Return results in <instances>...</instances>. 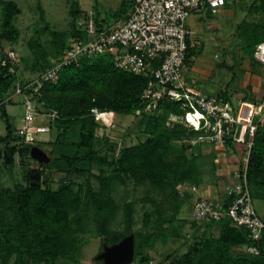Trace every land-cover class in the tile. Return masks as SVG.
<instances>
[{"label":"trees","instance_id":"1","mask_svg":"<svg viewBox=\"0 0 264 264\" xmlns=\"http://www.w3.org/2000/svg\"><path fill=\"white\" fill-rule=\"evenodd\" d=\"M259 8L264 9V0H260ZM79 12L72 5L75 20L68 37L50 32V52L38 43L30 45L37 59L31 69L37 70L36 77L63 57L71 40L85 39L83 28L87 17L84 16L81 25ZM20 13L14 1L0 0V50L12 49L17 42L19 31L14 20ZM95 21L98 28L107 27L96 13ZM251 26V33L264 35V25ZM45 31L49 29L45 27ZM263 35V40L250 42L242 36L244 45L247 43L243 48L254 52L256 44L264 41ZM187 43L185 65L196 54L192 40L188 38ZM20 60L18 57L15 73H9L8 67H0V114L6 131L0 137V163L5 166H12L16 155L24 165L25 160L31 159L30 150L35 146L25 143V135H15L6 112L16 85L27 83L19 74ZM152 83L149 75H135L118 68L114 55L106 53L64 66L54 82L42 84L35 96L41 104V113H56L49 126L54 134L49 141L51 148L45 151L50 161L29 168L23 184L6 189L0 186V264L74 262L88 234L100 239V252L103 244L111 246L133 234L134 262L150 264L149 251L168 239H185L189 229L194 235L186 250L168 254L160 264H264V232L258 242H253L247 229L227 217L219 222L197 223L183 214L187 206L190 210L191 196L181 188L206 182L198 163L203 155L196 148L203 144L188 143L201 132L180 122H170L171 116L180 117L185 112L179 102L168 98L160 99L153 113H145L149 100L143 94ZM243 99L258 101L249 95ZM93 109L102 115L119 116L134 115L140 110L139 124L143 126L145 140L117 149L104 139L98 148L100 125ZM257 126L246 170L249 190L252 186L264 187V117ZM232 145L227 141V147ZM51 168L63 175L56 188L51 187ZM131 183L148 185L162 196L158 202L150 197L145 199L152 208L143 212L139 228H136L135 202H120L116 197V185L126 187ZM164 200L169 203V214L165 213ZM229 204L228 199L223 201L224 210ZM119 212L122 229L113 228ZM248 246H255L257 252L249 253Z\"/></svg>","mask_w":264,"mask_h":264},{"label":"rangeland","instance_id":"2","mask_svg":"<svg viewBox=\"0 0 264 264\" xmlns=\"http://www.w3.org/2000/svg\"><path fill=\"white\" fill-rule=\"evenodd\" d=\"M8 1L17 3L21 10L20 15L14 20V25L19 31V38L12 45V49L21 59L19 74L24 82L33 80L37 75V70L34 72L31 70L37 59L30 45L38 43L44 50L50 52L52 41L50 32L66 34L68 37L72 31V21L75 20V16L72 14V5H76L80 11L77 18L81 25L84 23V16L92 11L96 13V17L103 19L105 26H111L117 24L116 22L127 14L132 3V0ZM259 5L260 0H240L235 4H229L224 9H218L216 14L210 15L203 12L199 16L200 22L197 20L192 22L193 19L189 18L188 24L193 31L191 39L196 47V54L185 65L184 79L193 92L212 96L221 94L234 107L238 106L245 95L257 97V99L264 96V66L254 60L253 51L243 48L247 44L244 45L243 37H246L245 41L248 42L253 39L263 40V33H251L252 23L264 25V9H260ZM45 27L49 31H45ZM84 35V40H87L88 36ZM5 46L8 47V45ZM253 91L256 96L253 95ZM22 104V96L13 95L11 102L6 105V112L14 127L15 135L18 136L19 130L26 128L27 135L23 137L25 143H33L44 151H48L51 148L49 141L53 139L54 134H51L50 131L38 132L37 128L50 126L51 119L49 116L41 114L33 118L32 123L25 122ZM140 117L136 113L128 116L111 113L100 114L98 120L100 127L97 129L98 148L103 145L104 139H107L108 143L116 145L117 149L144 141L145 136L141 132L143 126L139 124ZM5 134V124L0 114V137ZM216 162L215 154L203 155L198 159L201 177L210 184L216 180L217 165L215 167V164H218ZM37 167L38 162L32 158L25 160V164L22 165L18 155L15 156L12 166L0 163V186L6 189L13 188L16 184H23L26 171L29 168ZM51 170V187L56 188L57 182L63 175L52 168ZM94 185H96L95 182ZM200 188L204 187L200 185ZM181 189L185 190L186 188L183 186ZM115 190L118 201L135 202L136 228L141 225L143 212L152 208L145 199L150 197L157 202L162 199L159 192L151 189L148 185H133L132 183L126 187L116 185ZM250 192L253 207L264 222V187L252 186ZM164 202L165 213L169 214L171 212L169 203L166 200ZM187 208L184 209L183 214L193 219L192 212ZM113 228L122 229L121 212L117 214ZM201 233L200 231L197 236H200ZM193 235L189 229L185 239H168L165 244L158 243L153 250L149 251L150 264H160L172 252L178 254L184 252L192 241ZM85 239L87 242L77 253L76 261L62 260L59 261V264H102V261L96 260L100 253V239L90 234L86 235ZM132 264H137V262L133 261Z\"/></svg>","mask_w":264,"mask_h":264},{"label":"built area","instance_id":"3","mask_svg":"<svg viewBox=\"0 0 264 264\" xmlns=\"http://www.w3.org/2000/svg\"><path fill=\"white\" fill-rule=\"evenodd\" d=\"M239 1L133 0L120 22L103 28L96 26L95 12H89L83 28L88 39L71 40L63 57L53 61L34 80L16 85L13 95L23 98L25 122L32 123L33 118L42 114L41 104L35 100L36 93L43 83L54 82L64 66L81 58L113 54L118 68L153 79L143 94L149 100L145 113H153L162 98L179 102L185 113L180 117L171 116L170 122H180L188 129L201 132L188 141L189 145L225 146L229 141L243 147L241 161L233 173V184L225 191L228 207L224 210L223 202L202 196L193 207L192 217L197 223L219 222L227 217L247 229L250 239L258 242L264 232V222L253 207L246 170L257 125L264 117V97L257 102L243 99L234 107L223 97L193 92L184 79L187 39L193 35L189 18L207 11L216 14L218 9ZM17 58L13 49L0 50V67H8L9 73H15ZM253 58L264 66V41L256 44ZM92 113L98 121L100 113L96 109ZM55 115L53 112L47 116L52 119ZM37 131L49 132V127H39ZM26 132V128L19 130L20 135L26 136ZM191 190L196 192L197 187ZM246 250L251 254L257 252L255 246H248Z\"/></svg>","mask_w":264,"mask_h":264},{"label":"crops","instance_id":"4","mask_svg":"<svg viewBox=\"0 0 264 264\" xmlns=\"http://www.w3.org/2000/svg\"><path fill=\"white\" fill-rule=\"evenodd\" d=\"M199 16L200 15H193L190 20L193 19L192 22H194V20L195 21L197 20L198 22H200ZM253 95L256 96L255 91H253ZM263 97L264 96H261L260 99ZM253 98H255L256 100H260V99H257V97H253ZM197 150H198V153H201L202 155L215 154V159L217 160L216 163L218 164H215V167L217 165V171L215 174L216 180L214 182L210 184L206 181L202 185L204 187L203 189H201L200 186H196V185H190V186L187 185L185 187L186 188L185 190L191 196L190 210H188L191 212L193 210L195 203L202 196L217 200L220 203L226 200V194H225L226 188L230 186L231 184H233V181H234L233 173L239 166V163L241 161V156L243 153V147L241 145H234V144L230 148L227 147L226 145L225 146H214V145L203 144V145H200L197 148ZM193 186L197 187L196 192L191 190V187Z\"/></svg>","mask_w":264,"mask_h":264},{"label":"water","instance_id":"5","mask_svg":"<svg viewBox=\"0 0 264 264\" xmlns=\"http://www.w3.org/2000/svg\"><path fill=\"white\" fill-rule=\"evenodd\" d=\"M30 157L39 164H46L50 161L46 152L38 146L30 150ZM96 260L102 264H132L134 261V235L130 234L111 246L103 244L102 251L97 255Z\"/></svg>","mask_w":264,"mask_h":264},{"label":"bare ground","instance_id":"6","mask_svg":"<svg viewBox=\"0 0 264 264\" xmlns=\"http://www.w3.org/2000/svg\"><path fill=\"white\" fill-rule=\"evenodd\" d=\"M190 121H193L192 119H190Z\"/></svg>","mask_w":264,"mask_h":264},{"label":"flooded vegetation","instance_id":"7","mask_svg":"<svg viewBox=\"0 0 264 264\" xmlns=\"http://www.w3.org/2000/svg\"><path fill=\"white\" fill-rule=\"evenodd\" d=\"M222 9H224V8H222Z\"/></svg>","mask_w":264,"mask_h":264}]
</instances>
